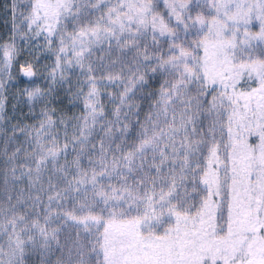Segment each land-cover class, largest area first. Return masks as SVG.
<instances>
[{"label":"snow or ice","instance_id":"1","mask_svg":"<svg viewBox=\"0 0 264 264\" xmlns=\"http://www.w3.org/2000/svg\"><path fill=\"white\" fill-rule=\"evenodd\" d=\"M0 20V264H264V0Z\"/></svg>","mask_w":264,"mask_h":264},{"label":"trees","instance_id":"2","mask_svg":"<svg viewBox=\"0 0 264 264\" xmlns=\"http://www.w3.org/2000/svg\"><path fill=\"white\" fill-rule=\"evenodd\" d=\"M5 2H9V0H0V6H2ZM3 27V22L0 20V29Z\"/></svg>","mask_w":264,"mask_h":264}]
</instances>
